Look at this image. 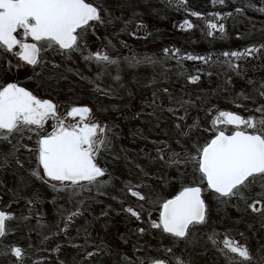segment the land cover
<instances>
[{
  "label": "rangeland",
  "instance_id": "rangeland-1",
  "mask_svg": "<svg viewBox=\"0 0 264 264\" xmlns=\"http://www.w3.org/2000/svg\"><path fill=\"white\" fill-rule=\"evenodd\" d=\"M88 1L100 8L102 22H94L92 28H89L93 34L89 30L83 34L80 40L81 51L69 53L54 45L48 47L42 43L40 61L34 66L19 61L15 56L2 55L0 88L16 81L41 97L53 99L57 110L60 104L70 110L94 92L88 85L92 79L89 64L93 59L85 57L98 48L99 40L96 37L101 38L100 33L104 31L105 24H113L116 30L121 28V24H129L131 28L132 23H146L158 38L165 37L167 29L176 32L179 21L185 17L184 12L169 0ZM187 4L197 9L211 8L212 0H187ZM183 35L188 45L195 48L199 42L197 33L187 31ZM123 38L130 44L136 43L133 36ZM113 41L121 44L115 37ZM172 62L171 68L174 66ZM122 74L123 70H119L114 80L118 81ZM211 76L217 85H213V93L195 94L204 100L198 99L201 102L186 115L190 126L181 131L176 126L171 127L166 133L168 143H158L157 129L153 131L156 139H153L155 143L152 144L157 154L154 157L142 153L143 142L139 140L123 139L118 143L114 140L113 149L108 153H100L101 147L95 159L98 164H107V170L95 183L86 182L77 186L71 182L62 184L47 178L39 163V147L36 148V142H11L5 149H0V155L9 153V157L2 156L6 159L3 163L0 161L3 164L0 165V207L10 214L5 235L0 240V264H50L53 258L59 264H121L117 260L128 250L120 249L127 245L133 247L134 253V258L126 256L130 264H142L156 257L169 256L171 252L174 253V248L183 245L185 251L177 254L184 259V264H237L239 257L224 247L226 239L246 244L250 259L245 264H264V232L257 228L248 231L249 222L254 221L256 225L255 219L258 220L264 214V208L260 212L258 204L255 203L257 210L252 208V200L261 199L263 195H257L255 190L252 199H249L248 188L243 198L218 197L205 187L207 184L197 171V164L190 159L197 157L198 149L208 143L210 137L219 130V123L214 121L220 112L231 110L234 104L248 102L247 77L235 74V77L227 75L218 79ZM204 80L206 77L201 82ZM213 80L209 81L215 82ZM128 85L124 82L121 87L126 88ZM97 90L98 94L109 95L111 99L118 96L106 90ZM257 101L254 100L253 104ZM108 102V107H118V101ZM103 109L107 110L105 106ZM98 110H101V106ZM174 113L177 115L179 110ZM28 128L40 137L41 132L50 134L56 128V123L50 118L41 129L36 126ZM102 128L104 131L98 133L101 139L105 133V127ZM261 181H264L263 177H256L255 181L250 179L249 187ZM193 184L205 185V199L208 202L205 222L192 225L188 235L197 247L190 246L188 239H175L161 227L152 225L153 220L158 221L160 218L163 202L183 187ZM134 193H139L143 199ZM89 203L93 204L91 212L97 216L102 214L97 221L90 219L84 222L83 217L88 216L86 205ZM130 205L140 210L142 221H137L128 212ZM83 208L85 211L81 213ZM32 230L36 232L35 236L31 234ZM16 248L22 250V257L16 256ZM73 252L78 255H74L70 263L69 256Z\"/></svg>",
  "mask_w": 264,
  "mask_h": 264
},
{
  "label": "flooded vegetation",
  "instance_id": "flooded-vegetation-1",
  "mask_svg": "<svg viewBox=\"0 0 264 264\" xmlns=\"http://www.w3.org/2000/svg\"><path fill=\"white\" fill-rule=\"evenodd\" d=\"M169 1H173L172 4L178 7V10L183 11L185 15L183 20L180 19L176 32L173 29H167L165 37L157 38L149 24L136 22L132 23L133 27L131 28L129 24H121V28L116 30L112 27L113 24L112 26L105 24L104 31L102 30L100 33L101 38L96 37L99 40V45L98 48L93 49V53L97 51L107 52L109 57L117 62L106 64L97 62L95 59H93V63L90 62L89 68H91L92 79L88 85L94 92H92L90 97L87 96L86 100L77 103L73 107L89 108L91 110L90 121L105 127V133L102 138L105 143L100 153L110 152L113 149L112 142L114 140L118 143L123 139H133L134 141L143 142L141 147H143L142 153L144 155L156 156L157 154H155L154 150L156 147L152 144V142L155 143L156 136L158 137V140H156L158 143H168L166 133L171 127L176 126L181 131L185 127L190 126L187 119L188 114L191 109H194L196 105L204 100L195 94L214 92L213 85L216 84V81L210 78L212 77L211 75L218 79H223L227 75L235 77V74L243 78L247 77V88L249 90L246 95L248 102L242 105L234 104L231 110L224 111L237 113L246 119L249 117H254L257 120L264 118V0H212L211 8L199 9L191 7L187 4V0ZM101 13L100 11V15ZM196 13H199V15H195ZM175 19L177 20L178 18ZM186 21L190 22L192 27H189L185 23ZM94 22L97 21L89 22L87 30L90 31L95 24ZM209 22L215 23L217 27L211 29ZM220 25H223L222 31ZM132 29H135L136 32L135 30L131 31ZM187 31H195L197 33L199 42L196 43L195 48L191 44L188 45L184 38L183 34ZM90 32L93 34V30ZM16 35L18 39H24L22 29H18ZM129 36L135 37L136 43L130 44L127 39L123 38ZM114 37L120 40L121 44L113 41ZM26 42L37 43L40 48L43 43L36 42L31 37H28ZM54 46L59 48L58 45ZM248 50H252L251 54H249ZM20 51L19 45L12 50L0 46V57L2 55L15 56L19 61L27 63L19 55ZM63 51L67 52L66 50ZM224 53L229 55L225 56ZM232 53H239L240 55L233 56L231 55ZM40 57L41 52L39 61ZM171 62L174 65L173 68H171ZM119 70H123V74L122 78L117 81L116 79L114 80V77ZM205 77L206 81L201 82ZM210 79L215 82L209 81ZM124 82L129 84L128 87H121ZM98 88L118 96L111 99L109 95L98 94ZM195 89L197 92H193ZM31 92L41 99L51 101L54 105V113H51L45 122L52 118L55 120L56 127L58 121H63L65 125H76L79 123L82 126L83 121L79 116L69 115L73 107L67 110L66 107H62V104L60 106L57 104V110L53 99L41 97L33 90ZM174 93L178 96L175 97ZM77 97L80 96L78 95ZM198 99H201V101L198 102ZM111 100L118 101L116 102L118 104L117 108L108 107V103H110L108 101ZM254 100L258 101L253 104ZM99 106H101V110H98ZM103 106L107 110H104ZM103 110L105 111L104 114L102 113ZM177 110H179V113L175 115L174 112ZM42 126L36 127L41 129ZM114 127L117 130H113ZM219 127V130H224L228 134L236 130L234 125H226L224 123H219ZM156 129L158 135L154 136L152 132ZM149 133L151 134L149 135ZM47 135L41 132L39 137L37 134H33L28 127H21L18 131L8 135L7 139L0 138V149L11 145V142L30 141L38 143L39 139ZM214 136L215 134L210 137L208 142ZM110 144L111 146H109ZM38 147L39 145L37 144L36 148ZM2 156L9 157V153L0 155V161L3 163L6 159ZM13 164H16V162ZM103 167L107 170V164H104ZM113 168L111 167L110 169L114 170ZM197 171L199 172L198 167ZM257 177L260 176L257 175ZM25 181H28L27 174H25ZM192 186L202 188V198L206 204L207 211L208 202L205 199L204 191L207 185H204V187L200 184H193L185 187ZM209 190L219 197V194L212 189L209 188ZM255 190L260 195H263L264 198V181L249 187V199H252L251 196L254 195ZM137 196L141 199L142 195L139 194ZM263 198H254L252 200V205L255 207V203L258 204L260 212L264 208ZM130 206L138 214L134 215V218L137 221H142L140 210H137L133 205ZM255 210H257L256 207ZM255 221L257 222L256 225L253 224L255 223L254 221L249 222L248 231L251 232L257 228L264 232V214L258 220L255 219ZM159 222L160 219L158 221L153 220L152 225L153 223L160 224ZM141 230L142 228H140ZM191 232L193 231L191 230ZM173 238L178 240L188 239L190 246L197 247L192 242L191 236L190 238L188 236L186 238L173 236ZM235 241L239 242L238 240ZM240 244L246 246L244 243ZM174 250V253L171 252L169 256L156 257L142 264H152V261L156 259H163L166 264H178L180 260L184 262V259L177 254V252L182 250L185 251L184 245L176 247Z\"/></svg>",
  "mask_w": 264,
  "mask_h": 264
},
{
  "label": "snow or ice",
  "instance_id": "snow-or-ice-1",
  "mask_svg": "<svg viewBox=\"0 0 264 264\" xmlns=\"http://www.w3.org/2000/svg\"><path fill=\"white\" fill-rule=\"evenodd\" d=\"M90 21L102 22L99 8L87 0H0V46L12 50L19 45L21 58L36 65L41 48L37 43L26 42L28 37L48 47L58 45L69 53L79 52L80 40ZM185 23L192 27L190 22ZM209 27L215 29L217 25L209 22ZM18 29L23 30L24 39L17 38ZM220 29L223 30V25ZM248 51L251 54L252 50ZM85 59L106 64L117 62L101 51ZM90 112L87 107H73L69 115L79 116L82 126L58 121L50 134L39 139V163L51 180L79 186L81 181L95 183L104 175V170L95 163L96 155L105 143L98 135L104 128L90 121ZM51 113H54L51 101L38 99L16 83L0 88V138L7 139L21 127L42 126ZM214 123L234 125L236 130L231 134L218 130L210 142L198 149L199 155L190 159L197 164L208 188L221 197L243 198L244 191L250 186V178L255 181L257 175L264 177V118L246 119L237 113L222 111ZM201 192L199 186L183 187L172 199L163 202L161 223H153V226H162L174 237L186 238L191 225L205 222L206 205ZM253 208L255 210L254 205ZM133 215L138 214L134 212ZM9 217V213L0 211V235L5 232V221ZM224 247L239 257L237 264H245L250 259L247 247L237 241L226 239ZM14 251L17 257H22L20 248ZM152 264H166V261L156 259ZM178 264L184 262L180 260Z\"/></svg>",
  "mask_w": 264,
  "mask_h": 264
},
{
  "label": "trees",
  "instance_id": "trees-1",
  "mask_svg": "<svg viewBox=\"0 0 264 264\" xmlns=\"http://www.w3.org/2000/svg\"><path fill=\"white\" fill-rule=\"evenodd\" d=\"M32 183H34L33 182V180H32ZM87 206V214H88V216H84L83 218L85 219L84 220V222L85 221H89L90 219H93L94 221H97V218H98V216L99 215H102V214H99L98 216L94 213V212H91V210H90V207L91 206H93V204L92 203H89V204H87L86 205ZM86 208V207H85ZM84 210V209H83ZM85 211V210H84ZM83 212V211H82ZM89 217V218H88ZM79 224H81V222L79 223ZM78 224V225H79ZM31 227V226H30ZM128 232V231H127ZM31 234L33 235V236H35V234H36V232L34 231V230H32L31 231ZM126 238H127V236H126ZM74 241H76V240H71V242H74ZM120 250H128V251H126L124 254H122L120 257H119V259L117 260V261H120L121 262V264H130V261H128L129 260V258H127L126 256L127 255H129L130 257H132V258H134V253H133V247L132 246H130V248H129V246L127 245L124 249H120ZM120 252V251H119ZM121 253V252H120ZM126 254V255H125ZM77 256L78 254H77V252H73V255L72 256H69V260L68 261H70V263L72 262V257L73 256ZM131 258V259H132ZM50 264H59L58 263V261L55 259V258H53V260L51 261V262H49Z\"/></svg>",
  "mask_w": 264,
  "mask_h": 264
},
{
  "label": "water",
  "instance_id": "water-1",
  "mask_svg": "<svg viewBox=\"0 0 264 264\" xmlns=\"http://www.w3.org/2000/svg\"><path fill=\"white\" fill-rule=\"evenodd\" d=\"M17 84V83H16ZM20 86V85H19ZM20 87H23V86H20ZM23 88H25V87H23ZM26 90H28L27 88H25ZM29 91V90H28ZM39 99V98H38ZM40 100H42V99H40ZM99 166V165H98ZM100 168H102L101 166H99ZM202 198V197H201ZM172 199V198H171ZM129 209H131V212H135V213H137L133 208H129ZM0 211H3V212H5V213H7L5 210H3V209H1L0 208ZM6 222V221H5ZM2 236L3 235H0V239L2 238Z\"/></svg>",
  "mask_w": 264,
  "mask_h": 264
}]
</instances>
